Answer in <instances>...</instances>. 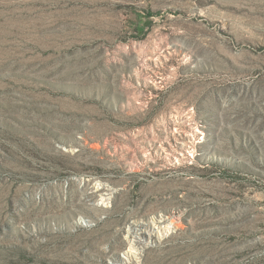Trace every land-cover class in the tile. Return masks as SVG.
Instances as JSON below:
<instances>
[{"label":"rangeland","instance_id":"374dc122","mask_svg":"<svg viewBox=\"0 0 264 264\" xmlns=\"http://www.w3.org/2000/svg\"><path fill=\"white\" fill-rule=\"evenodd\" d=\"M0 264H264V0H0Z\"/></svg>","mask_w":264,"mask_h":264},{"label":"bare ground","instance_id":"6f19581e","mask_svg":"<svg viewBox=\"0 0 264 264\" xmlns=\"http://www.w3.org/2000/svg\"><path fill=\"white\" fill-rule=\"evenodd\" d=\"M138 231H140V233H134L135 235H142V234H146V231L144 230L143 231V225H141V226H139V228H138ZM154 234V233H153ZM152 233L151 234H149V236L152 238V239H155V235H153ZM148 235V234H147ZM156 240V239H155ZM157 241V240H156Z\"/></svg>","mask_w":264,"mask_h":264}]
</instances>
